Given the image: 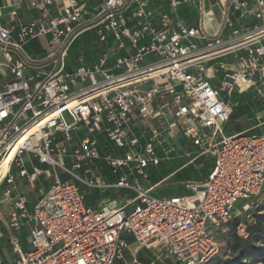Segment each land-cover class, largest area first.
I'll return each instance as SVG.
<instances>
[{"label": "built area", "instance_id": "2783aa9c", "mask_svg": "<svg viewBox=\"0 0 264 264\" xmlns=\"http://www.w3.org/2000/svg\"><path fill=\"white\" fill-rule=\"evenodd\" d=\"M85 1L2 0L10 10L0 22V204L12 209L7 218L0 210V264H115L124 232L160 259L205 264L219 250L213 227L264 188V133L225 132L232 105L220 95L253 88L264 97V0L239 3L241 16L260 23L228 38L172 17L187 0H168L171 13L149 9V0H99L91 11ZM21 4L38 16L22 22ZM93 28L110 48L65 70L71 44ZM40 36H48L43 55L24 50ZM226 55L238 67L220 63L216 87L205 63ZM180 134L192 147L184 155L211 157L213 167L185 183L191 194H153L148 169L173 156ZM76 182L99 191L96 207ZM24 185L36 190L31 208Z\"/></svg>", "mask_w": 264, "mask_h": 264}, {"label": "crops", "instance_id": "0c3cea01", "mask_svg": "<svg viewBox=\"0 0 264 264\" xmlns=\"http://www.w3.org/2000/svg\"><path fill=\"white\" fill-rule=\"evenodd\" d=\"M99 0H86L85 9L91 11ZM241 1L251 4L253 0H187L182 2L177 7L174 13H171L168 0H149L148 8L155 12H167L171 13V16L177 18L182 23L198 28L200 32L214 36L218 35L222 38H228L232 36L234 30L242 34L245 31L251 29L254 26L259 25V21L250 14L241 16L242 8L239 5ZM10 10V7L5 5L0 0V22L7 21L6 13ZM19 15L22 22L28 23L38 16V12L34 9L28 10L21 4L19 6ZM95 31H85L81 33L77 40L70 46L67 58L65 70L72 71L78 65L77 57L79 53L84 54L83 64L90 66L95 63L102 51L110 48L109 45L102 44L98 41ZM37 38V37H36ZM34 40V39H31ZM29 41L32 42V41ZM48 36L37 39V44L30 46L34 53L43 55V46L47 44ZM28 43V44H29ZM198 45L203 46L206 41L204 39L197 40ZM234 58V57H233ZM114 60V56L108 59V63L111 64ZM230 69H236L238 67L236 60L222 62ZM231 65V66H230ZM234 67V68H233ZM209 76V74H207ZM253 88L244 90L243 88H235L231 94L234 98L232 105V112L229 121L225 125V130L229 134L246 131L248 133H264V97L256 95ZM192 157L184 155L182 149H178L171 157V163L165 165L166 173L157 179L150 181L151 185H155L153 194L157 195H187L191 194L186 188L185 183L183 185L182 180H175L169 185H164L165 182L179 174L180 169L185 165L194 163L191 160ZM201 158V157H200ZM205 160L212 162L211 167L205 174V179L213 167V159L211 157H205ZM151 177V176H150ZM153 178V177H152ZM203 179L196 181L192 178L185 180L187 182H200ZM26 186V187H25ZM32 189L29 185L20 187V191L26 192V196L29 198V192ZM109 194L110 200L116 199V203L120 204L124 198L122 196H113ZM119 197V198H118ZM122 197V198H121ZM93 202H87L84 199V203L88 207H96L98 201L102 198L99 191L92 194ZM121 200V201H120ZM30 201V198H29ZM119 202V203H118ZM29 204V203H28ZM126 239L128 245L122 252V259L117 260L115 264L130 263L134 258L137 260L136 264H165L160 259V255L156 251L141 247L134 241V237L124 232L122 234ZM170 264H174L171 259H168Z\"/></svg>", "mask_w": 264, "mask_h": 264}, {"label": "rangeland", "instance_id": "374dc122", "mask_svg": "<svg viewBox=\"0 0 264 264\" xmlns=\"http://www.w3.org/2000/svg\"><path fill=\"white\" fill-rule=\"evenodd\" d=\"M87 31H94V28L91 30H87ZM41 37H44V36L34 38V40H31L32 42H30V43L28 42L29 44L26 43L24 45V50L27 51L28 53L32 54V55L39 56V53L35 54L34 53L35 51H32L30 46L32 44L36 45L37 39H41ZM76 40H77V38L73 41V43ZM108 40L111 41L110 36H108ZM47 46H48V44H44L43 50H45L47 48ZM105 46L107 47L108 44H106ZM79 55H81L82 57L84 56V54H82V53H79ZM83 59H84V57H83ZM230 60L234 61L233 55H226V56L218 57V58L209 60L205 63L206 73L209 74V76L213 79L212 84L214 86L220 87V81L224 76V70L219 67V64L222 62L230 61ZM0 61H3V57L1 55V53H0ZM254 93L256 95L261 96L256 91H254ZM220 95L224 98V100L228 101L229 103L234 102L233 96H227L224 91L220 90ZM173 144L178 149H182L184 146H188L189 148H192L191 146H189V143L186 141V139L184 138V136L182 134L178 135L176 138L173 139ZM156 154L160 157L162 152H157ZM28 158H29L28 155H24L25 160H27ZM171 161H172L171 158L168 160L162 159V160H160L158 165L150 167V169H148V172L151 176L149 178V181H152V179H157V178L161 177L162 175H164L167 172L165 169V165H167L168 163H171ZM34 163L41 166V164L38 163V161H36V160L34 161ZM211 165H212V162L205 160V157H201L198 160L194 161V163H191V164H188V165H185L184 167H182L180 169L179 174L172 177V178H169L165 182L164 185H169L175 180H182L183 181L182 183L184 185V183L187 182L185 180H188V178H192L193 180L199 181V180L203 179V177L208 172V169L211 167ZM57 171L60 175V178H63L64 175H62L59 170H57ZM102 173L107 174V171L104 170ZM76 184L79 186L80 191L84 194L85 201L93 202L92 194L97 192V190H89L86 186H82L79 182H76ZM0 192H1V189H0ZM109 192H110V190L107 191V193H109ZM120 192L123 194L124 193L125 194H131V192L127 191V190H121ZM35 193H36V190H33V191L30 190V192L28 193L29 198H30V201L28 204L29 208H31V206L34 203ZM117 195H118L117 193H114L113 196H117ZM239 207H240V201H238L234 205V210H236V209L237 210L234 212V215L228 221L222 222L219 225L213 227V231H212L213 236L218 241L219 250H218L217 254L215 256H213L205 264H264V244H261L258 242H255L253 244L255 249H259V251H261L263 253L262 255L254 254V253L247 254L241 250L232 251L229 249V241H230L232 231L238 236L246 237L247 236L246 228L248 225H250L255 220L254 215L255 214H264V188L260 192L259 195L253 197L250 200L249 208L247 210L243 211V210L239 209ZM11 209H12V206L7 204V203H1L0 204V210L3 214V216H5L6 218L9 216V212ZM235 220L238 221L237 225L234 228H232ZM0 231L2 233L5 232L1 223H0ZM22 236L23 237L25 236L24 230L22 231ZM3 240H4V237L0 239V244ZM22 246H23V249H26L25 243H23ZM4 252H5L4 249L0 245V254L2 256L4 255ZM156 253L158 254V252H156ZM168 259L169 258H164L163 255L161 256V260H163V262H165V264H170V261ZM173 263L177 264V262H174V261H173Z\"/></svg>", "mask_w": 264, "mask_h": 264}, {"label": "trees", "instance_id": "16d2710c", "mask_svg": "<svg viewBox=\"0 0 264 264\" xmlns=\"http://www.w3.org/2000/svg\"><path fill=\"white\" fill-rule=\"evenodd\" d=\"M254 217L255 220L246 228V237L238 236L232 231L229 241L230 250H241L247 254H263L259 249H255L253 244L255 242L264 244V214H255ZM237 222V220L234 221L232 228L237 225Z\"/></svg>", "mask_w": 264, "mask_h": 264}, {"label": "water", "instance_id": "95a60500", "mask_svg": "<svg viewBox=\"0 0 264 264\" xmlns=\"http://www.w3.org/2000/svg\"><path fill=\"white\" fill-rule=\"evenodd\" d=\"M62 114H63L67 124H70L73 122V118L71 117V115L66 110L63 111Z\"/></svg>", "mask_w": 264, "mask_h": 264}, {"label": "bare ground", "instance_id": "6f19581e", "mask_svg": "<svg viewBox=\"0 0 264 264\" xmlns=\"http://www.w3.org/2000/svg\"><path fill=\"white\" fill-rule=\"evenodd\" d=\"M231 66V65H230ZM229 67V66H228ZM234 68V67H233ZM119 198V197H118ZM122 198V197H121ZM121 201V200H120ZM119 203V202H118Z\"/></svg>", "mask_w": 264, "mask_h": 264}]
</instances>
